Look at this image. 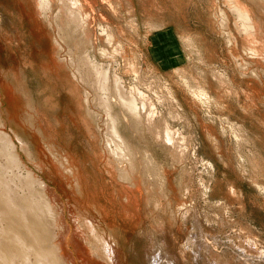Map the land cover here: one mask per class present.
Segmentation results:
<instances>
[{
	"label": "rangeland",
	"instance_id": "rangeland-1",
	"mask_svg": "<svg viewBox=\"0 0 264 264\" xmlns=\"http://www.w3.org/2000/svg\"><path fill=\"white\" fill-rule=\"evenodd\" d=\"M234 4L247 6L255 31L242 27ZM70 6L72 10L79 7L82 20L87 16L77 31L74 22L68 23ZM45 13L37 0H0L1 111L23 162L46 182L48 195H55L67 228L63 239L69 261L109 264L107 257L92 252L91 234L79 226L93 213L101 235L110 234L112 241L116 240L121 250L119 261L124 264H148L158 247L162 264L169 244L177 257L181 255L179 264H264V0H48ZM86 62L89 66L91 62V68ZM87 68L92 77L86 76ZM92 68L106 72L108 88H114L117 78L124 90L141 92L138 104L144 100L146 108L153 106L175 129L181 145L179 159L174 160L169 152L174 145L153 142L147 132L136 136L125 109L114 106L113 115L122 118L119 130L128 144L132 143L129 146L134 145V159L141 162L145 179L137 192L128 190L108 164L114 158L104 141L105 111L95 104L99 82ZM184 80L201 87L206 96L192 94ZM109 91L103 95L116 98L114 90L112 94ZM170 92L177 102H171ZM13 130L26 143L29 157ZM47 149L52 150V156ZM148 154L153 165L147 161ZM57 156L61 159L56 160ZM64 158L69 161L63 166ZM159 178L166 185L162 188L166 199L156 195L146 200L152 196L149 186L155 184L159 189ZM75 179L81 184L80 192H75ZM144 188L150 193L146 192V197ZM126 190L130 191L128 198ZM134 194L143 206L134 203ZM7 223L0 221V226ZM32 231L45 232L39 218ZM52 239L47 241L49 247L54 244ZM14 247L21 254L20 244L14 241Z\"/></svg>",
	"mask_w": 264,
	"mask_h": 264
},
{
	"label": "bare ground",
	"instance_id": "bare-ground-1",
	"mask_svg": "<svg viewBox=\"0 0 264 264\" xmlns=\"http://www.w3.org/2000/svg\"><path fill=\"white\" fill-rule=\"evenodd\" d=\"M51 1V0H50ZM57 1V0H55ZM63 1H66V0H63ZM69 1V0H68ZM74 1V0H73ZM237 1V0H236ZM245 1V0H243ZM76 2V1H75ZM74 2V3H75ZM241 2V1H240ZM37 3H38V7L40 8V11L45 13V10L48 8V0H37ZM52 3V2H51ZM60 3V2H59ZM232 3V2H231ZM239 3V2H238ZM242 3V2H241ZM244 3V2H243ZM246 3V2H245ZM244 3V4H245ZM67 4V3H65ZM77 4V3H76ZM256 4V3H255ZM64 5V4H62ZM68 5V4H67ZM73 5V4H71ZM78 5V4H77ZM248 5V4H246ZM257 5V4H256ZM259 5V4H258ZM66 5H64L65 7ZM69 6V5H68ZM247 7V6H246ZM244 5H237V4H234V6H232V8L237 12V16L238 18L241 19V24H242V27L246 30H248L249 32L252 31L254 29L255 31V28L254 27V22H252V19H251V15L249 14L250 13V10L248 8H246ZM250 7V6H249ZM260 7V5H259ZM69 8V7H68ZM229 8V7H227ZM251 8V7H250ZM253 8V7H252ZM76 10H74V7H73V10H72V7L70 6V9H68L67 11V15H68V23H71L74 22V25H75V30L77 29L79 23L81 24L83 20H85L84 18H87V16L83 17V20H82V16H81V12H80V9L79 7L76 8ZM82 9V8H81ZM258 10V8H257ZM261 10V9H260ZM252 11V9H251ZM254 11V10H253ZM47 12V11H46ZM65 12V11H63ZM86 12V11H85ZM234 12V11H233ZM58 13V12H57ZM62 13V12H61ZM46 14V13H45ZM60 14V13H59ZM75 14H76V17H75ZM224 14V13H223ZM227 14V13H226ZM253 14V12H252ZM264 14V13H263ZM47 15V14H46ZM235 15V14H234ZM56 16V15H55ZM233 16V15H232ZM61 17V16H60ZM48 18V17H46ZM226 18V17H225ZM67 19V18H66ZM235 19V18H234ZM82 20V21H81ZM255 20V19H254ZM253 20V21H254ZM63 21V20H62ZM87 21V20H86ZM86 21H84V24L86 23ZM230 21V20H228ZM237 22V21H236ZM55 24V21L53 22ZM60 23V22H59ZM67 23V24H68ZM240 23V22H239ZM238 23V24H239ZM224 24V23H223ZM222 24V25H223ZM237 24V23H236ZM253 24V25H252ZM56 26V25H55ZM67 26V25H66ZM72 26V25H71ZM259 26V25H258ZM57 27V26H56ZM81 27V26H80ZM86 27V26H85ZM239 27V26H238ZM58 28V27H57ZM83 28V27H82ZM260 28V27H259ZM61 29V28H60ZM59 29V30H60ZM69 29V28H67ZM66 30V29H65ZM70 30V29H69ZM74 30V29H73ZM261 30V29H260ZM77 31V30H76ZM79 31V30H78ZM88 31V30H87ZM61 32V31H60ZM69 32V31H68ZM82 32L83 34V31H80ZM261 32V31H260ZM107 33V32H106ZM73 34H74V31H73ZM62 35V34H61ZM68 35V33H67ZM71 35V33H70ZM89 35V34H88ZM84 36V35H83ZM110 38H111V35H108ZM63 37V36H62ZM68 37V36H67ZM72 37V35H71ZM74 37V36H73ZM76 38V36H75ZM73 38V39H75ZM79 38V36H78ZM89 38V37H88ZM107 38V37H106ZM81 39V38H80ZM108 39V38H107ZM243 39V38H242ZM245 39V38H244ZM243 39V40H244ZM253 39V38H252ZM256 39V38H255ZM62 40V39H61ZM110 40V39H109ZM254 40V39H253ZM91 41H92V38H91ZM187 41V40H186ZM259 41V40H258ZM79 42V41H78ZM82 42V41H80ZM90 42V41H89ZM62 43V42H61ZM83 43V42H82ZM248 43V42H246ZM261 43V41H260ZM115 44V43H114ZM262 44V43H261ZM58 45V44H57ZM116 45V44H115ZM245 45V44H244ZM84 46V44H83ZM112 46V45H111ZM110 46V47H111ZM118 44H117V48H118ZM246 46V45H245ZM68 47V46H67ZM88 47V46H87ZM115 47V46H114ZM113 47V48H114ZM254 47V46H252ZM251 47V48H252ZM116 48V47H115ZM250 48V47H249ZM81 50V49H80ZM83 50V49H82ZM121 50V49H120ZM106 51V50H104ZM71 52V51H70ZM87 52V51H86ZM259 52V51H258ZM72 53V52H71ZM85 53V52H84ZM261 53V52H260ZM73 54V53H72ZM71 54V55H72ZM82 54V53H81ZM86 54V53H85ZM83 55V56H86V55ZM103 55H105L104 53H102ZM113 54V52H112ZM248 54V53H247ZM69 55V54H68ZM76 55V54H75ZM102 55V56H103ZM108 55V54H107ZM78 56V55H77ZM81 55H79V58H80ZM114 56V55H113ZM105 57V56H104ZM68 58V56H67ZM69 58H72V57H69ZM82 58V57H81ZM91 58V57H90ZM264 58V57H263ZM87 60V58H86ZM84 60V62L86 61ZM76 61V60H75ZM81 61V60H80ZM88 61V60H87ZM254 62V61H253ZM68 63V62H67ZM80 63V62H79ZM73 65V61L71 63ZM89 64V63H88ZM95 64V63H94ZM130 64V63H129ZM76 65V64H75ZM82 64H80L81 66ZM83 65H85L83 63ZM91 62H90V66H91ZM86 66L90 67L89 65H87V62H86ZM245 66V65H244ZM256 66V65H255ZM73 67V66H72ZM84 67V66H83ZM82 67V68H83ZM93 67V66H92ZM95 67V66H94ZM109 67V66H108ZM130 68V65L128 66ZM128 67H126L128 69ZM132 67V66H131ZM75 68H78L79 69V66L78 67H75ZM86 68V67H85ZM84 68V69H85ZM91 68V67H90ZM98 68H99V65H98ZM110 68V67H109ZM76 69V70H78ZM83 69V70H84ZM94 70V68H92ZM97 69V68H96ZM96 69L94 70L96 72V77H97V83L96 80H95V83H97V89H96V93H95V104H99V107H102V109L105 111V119H106V130L107 132H105V135L107 133V136L105 137L107 140L104 139V141H108L109 143V149H110V152L112 153V157L114 158V160H111L110 163L108 164H111L112 165V168L114 167L115 169L113 170L115 173L114 175H117L116 178L119 179V181L121 183H123L124 185H126L127 189L128 190H131V191H139L141 188H140V185H142V182L143 179V175L141 173V162L140 164L138 163V161L136 159H134V154L132 152L133 150V146L132 148L129 146L130 144H128V142L126 141V139L124 138V136L121 134L120 130H119V124H120V120L122 118L119 117V119L117 117H115L113 114V109H114V106L115 105H120L122 107V109H125L124 111H126V115H125V118L126 120L128 121L129 123V126L133 129V131L135 132L134 134L138 136V133L141 132L143 133L144 135L145 132L149 133L150 135H152L153 137V142L154 140L157 141V142H163L165 144H169L171 143L172 146L174 145L175 147L172 149L168 148L169 149V152L171 154V157H173V159H177L179 157V152H181V150L179 151V147L181 146H178L179 144V141L176 139V137L174 136V133L173 131L175 130H172V126L169 125L166 121H164L161 117V115H158V112L155 111L153 108V106H149L148 108H146V104L143 101H141V104L139 105L138 104V99H137V96L138 98H141L142 96V93L141 92H136V93H132V92H128L126 90H124L123 86L121 85V81L119 82V80L117 78H115V81H114V88L112 89V87L110 86V88H108L109 86L107 85V76H106V72L105 71H100L99 69H102V66L101 68H99L98 71H96ZM133 69V68H132ZM73 70V69H72ZM92 70V71H93ZM135 70V68H134ZM86 71V70H85ZM91 71V70H90ZM87 68V77L88 76H91V74L93 73H90L88 75V72H90ZM130 71V70H129ZM133 71V70H132ZM247 71V70H246ZM83 72V71H82ZM113 72V71H112ZM135 73L137 71H134ZM77 73L79 74V71H77ZM76 73V74H77ZM110 73V72H109ZM77 74V75H78ZM254 74V73H253ZM81 75V74H80ZM83 75V74H82ZM81 75V76H82ZM114 75V74H113ZM258 75V74H257ZM74 76V75H73ZM76 76V75H75ZM93 76V75H92ZM91 76V77H92ZM77 77V76H76ZM85 77V76H84ZM95 77V79H96ZM110 77V76H109ZM135 77V76H134ZM259 77V76H258ZM80 78V76H79ZM183 78V77H182ZM88 79V78H87ZM91 79V78H90ZM89 79V80H90ZM80 80V79H79ZM85 80V79H84ZM93 80V79H92ZM111 80V79H110ZM121 80V79H120ZM136 80V79H135ZM182 80V79H181ZM82 80H80L81 82ZM84 82V81H83ZM88 82V81H87ZM87 82H86V86H87ZM145 82V81H144ZM184 82L189 86V90L191 89V92L192 94H196L197 97H200L202 98L201 96H206L205 95V92L204 90L199 87V86H196V85H192L191 83H189L188 81L186 82L184 80ZM78 83V82H77ZM76 84V83H74ZM89 84V83H88ZM111 84V82H110ZM123 84V82H122ZM85 85V83H84ZM91 85V84H90ZM133 86V85H132ZM186 86V85H185ZM89 86H87L88 88ZM91 87V86H90ZM126 87V85H125ZM91 88H94L91 87ZM75 88L73 87L71 89L74 90ZM114 90L115 94H116V98H112V95H103V93H105L106 90ZM127 89V88H125ZM130 89V88H129ZM78 90V89H77ZM83 90V89H82ZM91 90V89H90ZM95 90V89H94ZM132 90V89H131ZM93 91V90H92ZM109 91V92H110ZM134 91V89H133ZM164 91V90H163ZM162 91V92H163ZM94 92V91H93ZM92 92V93H93ZM113 91L110 92V94H112ZM165 92V91H164ZM168 92V91H167ZM71 93V92H70ZM75 93V90L74 92ZM169 93V92H168ZM85 94V92H84ZM86 94H88L86 92ZM90 94V93H89ZM106 94V93H105ZM114 94V93H113ZM191 94V93H190ZM94 95V94H93ZM160 95V94H159ZM170 98H171V102H177L175 100V98L173 97V94L170 92ZM145 96V94H144ZM195 96V95H194ZM165 98V97H164ZM207 98V97H206ZM83 99V98H82ZM93 101V98L90 99ZM169 100V99H168ZM203 100V99H202ZM146 101V100H145ZM207 101V100H206ZM88 102V99L87 97H85V103ZM147 102V101H146ZM157 102V101H156ZM32 103V102H30ZM29 103V104H30ZM94 103V102H93ZM92 103V104H93ZM93 104V105H95ZM157 104V103H156ZM161 104V103H160ZM177 104V103H176ZM28 105V104H27ZM31 105V104H30ZM82 105V104H81ZM92 105V106H93ZM149 105V104H148ZM89 106V105H88ZM32 107V106H31ZM118 107V106H117ZM95 108V107H94ZM120 108V107H119ZM146 108V110H145ZM174 108V107H173ZM35 109V108H34ZM96 109V108H95ZM153 109V110H152ZM31 110V109H30ZM39 110V109H38ZM90 110V109H89ZM117 110V109H116ZM120 110V109H119ZM173 110V109H172ZM175 110V109H174ZM32 111V110H31ZM37 111V110H36ZM91 111V110H90ZM94 111V110H93ZM122 111V110H121ZM170 111V110H169ZM35 112V110H34ZM87 112V111H86ZM97 112V111H95ZM171 112V111H170ZM33 113V112H32ZM31 113V114H32ZM89 112H87L88 114ZM98 113V112H97ZM104 112L102 111V114ZM120 113V112H119ZM173 113V112H172ZM176 113V112H175ZM36 116V112L34 113ZM86 114V115H87ZM121 114V113H120ZM162 114V113H161ZM174 114V113H173ZM95 115V113H94ZM92 115V116H94ZM99 115V114H98ZM179 114L176 113V116H178ZM89 116V115H88ZM122 116V115H120ZM166 116V115H165ZM175 116V115H174ZM35 117V116H34ZM89 118V117H88ZM102 118V117H101ZM177 118V117H175ZM29 119V118H28ZM84 120H86L85 118H83ZM91 119V118H90ZM100 119V118H99ZM104 119V120H105ZM32 120V119H31ZM83 120V122H84ZM92 120V119H91ZM29 121V120H28ZM87 121V120H86ZM95 121V119H94ZM125 120H123L124 122ZM30 122V121H29ZM101 122V120H100ZM31 123V122H30ZM91 123V121H90ZM122 123V121H121ZM127 123V122H125ZM85 124V122H84ZM88 126V124H85ZM90 125V124H89ZM128 126V124H126ZM124 126V125H123ZM125 126V127H127ZM86 127V126H85ZM104 127V126H103ZM122 127V126H121ZM90 128V127H89ZM129 128V127H128ZM130 128V129H131ZM99 129V128H98ZM124 129V128H123ZM89 131V129H87ZM93 130V129H92ZM91 130V131H92ZM103 130V129H102ZM105 130V131H106ZM94 131V130H93ZM131 131V130H130ZM13 134L15 135V137L17 138L18 142H19V145L21 147V150H23L27 156L29 157V153H28V148H26V143H24V141L21 139V137H19L17 135V133L13 130L12 131ZM179 133V131H178ZM143 134H140V135H143ZM103 135V134H102ZM134 135V136H135ZM143 135V136H144ZM142 136V137H143ZM176 136L179 137V135L176 134ZM181 136V135H180ZM102 137V136H101ZM104 137V136H103ZM102 137V138H103ZM140 137V136H139ZM138 137V138H139ZM148 137V135H147ZM150 137V136H149ZM151 137V138H152ZM185 137V136H184ZM13 136H11L7 131H6V122L4 121L3 117H2V111H1V100H0V221H8V223L6 224L5 227H2L0 226V264H69V260H70V257L67 253L66 255V252H65V248H64V232L67 231V228L66 226H64V222L61 218V209L59 208V205L57 204L56 200H55V195H51L50 196L48 195L49 191L47 189V184L46 182L32 170L30 169L28 166H26V164L23 162L22 160V157L20 156V153L18 151V147L14 141V139H12ZM94 138V137H93ZM150 138V139H151ZM180 138V137H179ZM149 139V138H148ZM182 142L183 140H185V138L183 139V137L181 138ZM141 140V139H140ZM144 140H146V138H144ZM139 141V140H137ZM142 141V140H141ZM240 141V140H239ZM238 141V142H239ZM100 142V141H99ZM147 142V141H146ZM149 142V141H148ZM152 142V143H153ZM188 142V141H187ZM137 143V142H136ZM181 143V142H180ZM184 143V142H183ZM186 143V142H185ZM147 144V143H146ZM160 144V143H159ZM165 144H162L165 145ZM187 144V143H186ZM240 144V143H239ZM51 145V144H50ZM152 145V144H151ZM155 145V144H154ZM170 145V144H169ZM168 145V146H169ZM241 145V144H240ZM49 146V145H48ZM107 146V144H106ZM160 146V145H159ZM186 146V145H185ZM166 147V146H165ZM184 147V145L182 146ZM181 147V148H182ZM46 149V148H45ZM52 149V147H51ZM50 149V151L47 149L48 152H50L49 154H51L52 156V150ZM144 149V148H143ZM186 149V148H185ZM140 150V149H139ZM138 150V151H139ZM54 151V150H53ZM136 151V150H135ZM136 151V152H138ZM142 151V150H141ZM140 151V153H141ZM106 152V150L104 151ZM146 152V151H145ZM144 152V153H145ZM184 152V151H183ZM109 153V151H108ZM148 153V152H146ZM48 154V153H47ZM56 154V153H55ZM64 155V154H63ZM144 155V154H143ZM154 155V154H153ZM49 156V155H48ZM49 156V157H51ZM55 156V155H54ZM53 156V157H54ZM106 156V155H105ZM140 156V154H139ZM147 156V155H146ZM181 156V155H180ZM249 156V155H248ZM65 157V156H64ZM110 158V156H107L106 158ZM145 157V156H144ZM250 157V156H249ZM27 158V157H26ZM48 158V157H47ZM56 158V157H55ZM60 158V157H59ZM58 156H57V159H59ZM256 158V157H255ZM259 158V157H258ZM51 159V158H50ZM61 159V158H60ZM59 159V160H60ZM66 158H64L65 160ZM179 159V158H178ZM250 159V158H249ZM55 160V161H56ZM117 160H120V163L119 162H116ZM258 160V159H257ZM47 163H48V159L46 160ZM62 161V160H61ZM68 159L63 161V166L68 163ZM71 161V160H70ZM141 161V160H140ZM144 161V160H143ZM147 161L150 163H152L153 161V157L152 155L148 154L147 156ZM146 161V162H147ZM179 162V160H177ZM40 162V161H38ZM60 162V161H58ZM57 162V164H58ZM107 162H109L107 160ZM42 163V162H41ZM54 163V162H53ZM62 164V162H61ZM60 164V165H61ZM155 164V162H154ZM54 167H55V163L53 164ZM73 165V164H72ZM110 165V166H111ZM145 165V163H144ZM147 165V164H146ZM153 165V163H152ZM156 165V164H155ZM40 166V165H39ZM44 166V165H43ZM41 166V167H43ZM58 166V165H57ZM69 165H67L68 167ZM148 166H151V165H148ZM36 167V166H35ZM41 167H38L41 169ZM67 167H65L67 169ZM158 167V166H157ZM146 168V167H145ZM164 168V166L162 167ZM61 169H63V167H61ZM60 169V170H61ZM72 169V168H71ZM152 169V168H151ZM154 169V167H153ZM158 169V168H157ZM161 169V168H160ZM159 169V170H160ZM65 170V169H64ZM110 170V169H109ZM147 170V169H146ZM146 170L144 172H146ZM162 170V169H161ZM59 171V170H58ZM57 171V172H58ZM63 171V170H61ZM67 171V170H66ZM69 171V170H68ZM148 171V170H147ZM151 171V170H150ZM153 171V170H152ZM165 171V170H164ZM76 172V171H75ZM162 172V171H161ZM61 173V172H59ZM67 173V172H66ZM71 173V171H70ZM109 173V171H108ZM148 173V172H147ZM146 173V175H147ZM152 173V172H151ZM79 174V173H78ZM77 174V175H78ZM110 174V173H109ZM150 174V173H149ZM164 174V172H163ZM168 174V173H167ZM141 175H142V178H141ZM145 175V177H146ZM154 175V173H153ZM72 176V174H71ZM71 176H69L71 178ZM79 176V175H78ZM167 176V175H166ZM150 177V176H149ZM148 177V178H149ZM154 177V176H153ZM155 177H156V173H155ZM159 177V176H158ZM157 177V178H158ZM161 177V176H160ZM63 178H66L63 176ZM68 178V179H70ZM80 178V177H79ZM78 178V179H79ZM82 178V177H81ZM115 178V177H114ZM152 178V177H151ZM165 178V177H163ZM73 179V177L71 178V180ZM117 179V181H118ZM150 179V178H149ZM160 179V178H159ZM67 180V179H65ZM70 180V182H71ZM81 180V179H79ZM154 180V179H153ZM161 182H160V185H159V189H158V185L157 186H154L155 184H153V181L152 180H148V181H152V182H148L149 184H153V186L150 188L149 186V191L151 190V193H152V196H148L146 200H149L152 199L151 197L153 196H156L158 195L157 197H161V196H165V191L166 190L164 188V190L162 189L163 187H165L166 185H163L164 181L162 182V178L160 179ZM166 180V179H165ZM76 179L74 180V187L76 188V191L75 192H80L81 188V184L80 182L78 183L75 182ZM116 181V180H115ZM169 181V180H167ZM147 182V181H146ZM158 182V181H157ZM156 182V183H157ZM76 183V184H75ZM155 183V181H154ZM171 183V182H170ZM68 184V182H67ZM70 184V183H69ZM119 184V183H118ZM168 184V183H167ZM37 185V186H36ZM148 184H146L147 186ZM170 186V185H169ZM70 187V186H69ZM73 187V188H74ZM123 187V186H122ZM148 187V186H147ZM155 187V188H153ZM173 187V186H172ZM171 187V188H172ZM74 188V189H75ZM167 188V187H166ZM170 188V189H171ZM72 189V188H70ZM145 189V188H144ZM147 189V188H146ZM145 189V190H146ZM168 189V188H167ZM78 190V191H77ZM124 190V189H123ZM126 190V193L127 195L129 194L130 191ZM182 190V189H181ZM73 191V190H72ZM121 191V190H120ZM148 190L145 191V194H143L144 196L146 195V192ZM173 191V190H172ZM48 192V193H47ZM123 192V191H122ZM141 192H144V191H141ZM149 193V192H147ZM163 193V194H162ZM170 193H172L170 191ZM78 194V193H77ZM122 194V193H121ZM142 194V193H140ZM150 194V193H149ZM139 195V194H138ZM177 195V194H176ZM121 196V195H120ZM123 196V194H122ZM133 196V194L131 195ZM141 196V195H140ZM163 196V197H164ZM183 196V194H182ZM82 197V196H81ZM125 197V195H124ZM130 197L129 195L127 196V198ZM146 197V196H145ZM143 197V199L145 198ZM174 197V196H173ZM127 198H125L124 200H127ZM157 198V199H158ZM140 198H138V196H136L134 194V200L136 204L140 205V201H139ZM154 199V197H153ZM164 199H166L164 197ZM123 200V198H122ZM161 200V199H160ZM86 201V200H85ZM133 201V200H132ZM154 201V200H152ZM157 201V200H155ZM159 201V200H158ZM128 202V201H127ZM131 202V201H130ZM162 202V201H161ZM160 202V204H161ZM124 203V202H123ZM122 205H125L123 204ZM126 203V201H125ZM133 203V204H134ZM144 203V202H143ZM154 203V202H153ZM158 203V202H157ZM156 203V204H157ZM177 203V202H176ZM87 204V203H86ZM131 204V203H130ZM151 205V203H148ZM155 204V205H156ZM141 205L143 206V204L141 203ZM145 206H147L148 208V205H146L144 203ZM149 205V206H150ZM164 205V204H163ZM170 205V204H169ZM172 205V204H171ZM176 205V204H174ZM127 206L128 203H127ZM126 206V207H127ZM145 206H144V209H145ZM152 206V205H151ZM168 206V205H167ZM179 206V205H178ZM125 207V208H126ZM156 207V206H155ZM162 207V206H161ZM164 207V206H163ZM91 208V207H90ZM143 208V207H142ZM151 208V207H150ZM159 208V207H158ZM168 208V207H167ZM172 208V206H171ZM170 208V209H171ZM96 209V208H95ZM135 209V208H134ZM138 209V208H137ZM141 209V207L139 208ZM138 209V210H139ZM149 209V208H148ZM187 209V208H186ZM147 210V209H146ZM153 210V208H152ZM182 210V209H181ZM128 211H131L130 208L128 207ZM149 211V210H148ZM162 211V210H161ZM187 211V210H186ZM88 212V211H87ZM126 212V211H125ZM91 213V212H90ZM89 213V214H90ZM103 213V212H102ZM148 213V212H147ZM172 213V211L170 212ZM189 213V212H187ZM186 213V214H187ZM93 214V213H92ZM92 214H90L91 216L86 218L85 220L81 221L79 223V226H82L83 229L87 230V232L89 233L88 235L91 234V241L92 242H89L90 245H91V248H92V252L98 256H101V257H107L110 262L112 261L113 264H124L122 263L121 261H119L120 259V253H121V250L120 248L118 247L117 243L114 241H112L111 239V236L110 234H106L104 233L103 235H101L103 232L102 230H99V226H97L98 224H96V218L95 216L93 217ZM127 214V213H126ZM177 214V213H176ZM106 215V214H105ZM172 215V214H171ZM101 215H99L100 217ZM92 217V218H91ZM36 218H39L41 221H42V224L44 226V229H45V232L43 233H40V232H36V231H32V228H34L35 224H36ZM98 218V217H97ZM101 218V217H100ZM159 218V217H157ZM175 218V217H174ZM187 218V215L186 217ZM102 219V218H101ZM161 219V218H159ZM178 219V218H177ZM165 220V219H164ZM171 220V219H170ZM100 221L97 220V223H99ZM158 224V223H157ZM162 224V223H161ZM164 224V222H163ZM170 224V223H169ZM101 225V224H100ZM178 225V224H177ZM156 226V225H155ZM164 226V225H163ZM198 226V225H197ZM161 228V226H159ZM158 227V228H159ZM150 228V227H149ZM148 228V229H149ZM156 228V227H155ZM169 229V228H167ZM106 230V229H105ZM102 232V233H101ZM148 232V231H147ZM156 232V231H155ZM164 232V231H163ZM162 232V233H163ZM153 232H151L152 234ZM31 235L30 237L28 236ZM142 234V233H141ZM150 234V233H149ZM148 234V235H149ZM169 234V233H167ZM154 235V233H153ZM164 235V234H162ZM169 236V235H167ZM151 237V236H150ZM153 237V236H152ZM151 237V239H153ZM170 237V236H169ZM53 238V239H52ZM171 238V237H170ZM249 238V237H248ZM54 240V244L49 247L47 241L49 242L50 240ZM94 239V240H92ZM147 239V237H146ZM149 239V238H148ZM150 239V240H151ZM163 239V238H162ZM193 239V238H192ZM251 239V238H249ZM159 240V239H158ZM168 240V239H166ZM253 239H251V241H253ZM256 240V239H255ZM14 241H16L17 243L20 244V246L22 247V251H21V254L20 252H18L15 247H14ZM153 241V240H152ZM157 241V240H156ZM161 241V239H160ZM163 241V240H162ZM247 241V240H246ZM154 242V241H153ZM147 243H149L147 241ZM146 243V244H147ZM168 243V241H167ZM173 243V242H172ZM249 243V241H248ZM251 243V242H250ZM255 243V242H253ZM145 244V245H146ZM155 244V243H154ZM161 244V243H159ZM163 244V242H162ZM169 244V243H168ZM167 244V245H168ZM144 245V246H145ZM158 245V244H157ZM165 246L166 243L164 244ZM170 245V248L168 249H164V253H165V261L162 262V264H179V257H177L175 251L173 250V248L171 247L172 245ZM252 245V243H251ZM256 245V243L254 244ZM253 245V246H254ZM148 246V245H147ZM164 246V247H165ZM200 246V245H199ZM207 246V245H206ZM250 247V245H248ZM155 247V245H154ZM158 247V246H157ZM239 247V246H238ZM148 248V247H147ZM151 248V247H150ZM150 248L148 249V251L150 250ZM159 249H161L160 247H158ZM156 250L155 248V251H154V254L152 256V258L148 259V264H161L160 261H161V254H160V251L162 250ZM241 248V247H240ZM256 248V246H255ZM122 249V248H121ZM146 254H147V251L145 250ZM244 252V251H243ZM163 253V252H162ZM164 253H163V257H164ZM145 254V255H146ZM181 254V253H180ZM123 255V253H122ZM20 256L25 258L27 261L26 263H23V262H20ZM141 257H142V254H141ZM146 257V256H145ZM105 258V259H107ZM148 258V257H147ZM107 259V260H108ZM164 259V258H163ZM237 259V258H236ZM145 260V258H144ZM182 260V259H181ZM183 261V260H182ZM209 261V260H208ZM109 262V264H111ZM142 262V260H141ZM181 262V261H180ZM72 264V262H70ZM217 263V262H216ZM215 264V263H213Z\"/></svg>",
	"mask_w": 264,
	"mask_h": 264
}]
</instances>
